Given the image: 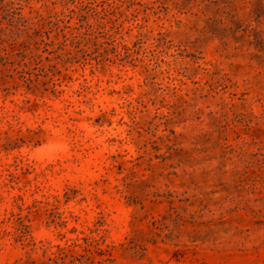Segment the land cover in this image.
Listing matches in <instances>:
<instances>
[{"label":"rangeland","instance_id":"rangeland-1","mask_svg":"<svg viewBox=\"0 0 264 264\" xmlns=\"http://www.w3.org/2000/svg\"><path fill=\"white\" fill-rule=\"evenodd\" d=\"M0 264H264V0H0Z\"/></svg>","mask_w":264,"mask_h":264}]
</instances>
